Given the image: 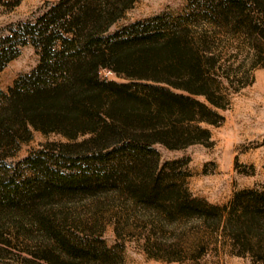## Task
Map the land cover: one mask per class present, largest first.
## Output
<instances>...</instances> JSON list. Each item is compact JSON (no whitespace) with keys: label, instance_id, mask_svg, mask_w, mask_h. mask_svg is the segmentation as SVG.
Wrapping results in <instances>:
<instances>
[{"label":"trees","instance_id":"16d2710c","mask_svg":"<svg viewBox=\"0 0 264 264\" xmlns=\"http://www.w3.org/2000/svg\"><path fill=\"white\" fill-rule=\"evenodd\" d=\"M135 1L49 2L0 36V70L21 45L40 53L31 71L7 92L0 88V211H30L54 244L77 257V245L58 235L51 207L114 191L161 221L220 232L230 254L264 264V183L214 204L193 194L177 170L180 160L162 163L158 148L212 142L204 124H219L229 105L218 80L217 35L241 36L257 50L249 71L264 65V0H192L176 19L156 14L115 27ZM202 19L216 28H197ZM251 81L246 71L234 92ZM34 130L65 140L48 141L21 160L33 173L19 180L9 175L7 157ZM206 251L202 245L192 258Z\"/></svg>","mask_w":264,"mask_h":264},{"label":"rangeland","instance_id":"374dc122","mask_svg":"<svg viewBox=\"0 0 264 264\" xmlns=\"http://www.w3.org/2000/svg\"><path fill=\"white\" fill-rule=\"evenodd\" d=\"M13 1L0 3L1 37L9 33L11 26L35 19L47 3L58 0H21L17 5ZM191 1L136 0L115 27L156 14L176 19L190 11ZM196 27L216 28L207 19ZM216 42L218 80L228 95L229 105L220 110L223 119L219 124H204L211 130L212 142L180 149L161 145L158 148L162 163L180 160L177 170L184 173V181L193 194L224 205L236 191L264 183V65L249 71L257 50L241 36L220 31ZM39 60L37 47L32 43L21 45L19 54L0 70V88L7 92ZM246 71L252 81L234 92L239 85L237 79ZM230 73H234L230 76L235 79L234 84L227 80ZM101 74L121 79L108 70ZM51 140L65 138L34 130L32 137L22 141L7 157L9 175L19 180L30 176L33 172L19 163ZM51 208V221L58 235L77 245L78 256L72 257L64 247L62 250L54 244V234L44 231L30 211L14 209L0 211V264H252L249 257L230 254V246L224 244L220 232L197 231L187 223L161 221L123 193L109 191L95 198H65ZM202 245L207 246V251L198 259L192 258ZM174 255L180 259L167 258Z\"/></svg>","mask_w":264,"mask_h":264}]
</instances>
